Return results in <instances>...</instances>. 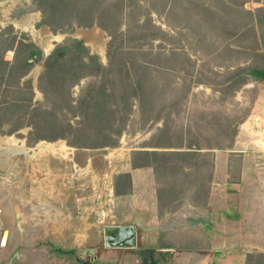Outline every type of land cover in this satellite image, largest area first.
<instances>
[{
    "label": "rangeland",
    "instance_id": "1",
    "mask_svg": "<svg viewBox=\"0 0 264 264\" xmlns=\"http://www.w3.org/2000/svg\"><path fill=\"white\" fill-rule=\"evenodd\" d=\"M36 2L0 0V137H14L27 152L0 154V201L9 196L13 208V217L0 208L3 228L13 232L7 246H0V264H63L59 249L81 257L85 251L104 248V228L119 223L120 205L113 200L130 187L120 176L128 170L132 153L172 150L153 147L156 144L180 146L182 151L228 150L251 114L258 91L256 85L240 89L242 72L219 74L210 59H202L213 50L212 43L201 40L200 23L192 22L201 15L202 0H58L52 3L55 13L48 21L69 33L51 32ZM62 3L69 7L61 8ZM24 17L34 33L15 25ZM92 17L117 37L110 40L95 25H75L87 24ZM92 33L103 39L102 57L85 43V36ZM48 36L55 38L49 52L41 42ZM75 42H82L86 51ZM36 49L43 57L25 67L29 63L25 59ZM55 49L53 63L49 57ZM30 68L26 80L23 73ZM141 75L142 80H136ZM33 81L34 99L24 111L25 103L20 108L12 102L14 86L22 83L26 88L19 94L24 101L30 99ZM263 107L264 102H258L252 114L263 116ZM116 131L118 139L113 138ZM61 137L82 139L88 148L71 147ZM107 137L117 140L116 147L97 148L109 141ZM40 143L42 151L36 149ZM59 144L67 150L54 156L49 146ZM201 162L197 169L184 163L175 174L167 167L159 189L186 200L197 187L205 195L211 184V158Z\"/></svg>",
    "mask_w": 264,
    "mask_h": 264
},
{
    "label": "crops",
    "instance_id": "2",
    "mask_svg": "<svg viewBox=\"0 0 264 264\" xmlns=\"http://www.w3.org/2000/svg\"><path fill=\"white\" fill-rule=\"evenodd\" d=\"M200 13L192 22L200 23L202 42L213 44L212 52H203L202 59H210L211 67L219 74L235 76L242 72V91L258 86L253 110L258 102H264V81L252 76L253 71L264 70V0H202ZM189 33L193 37V27H189ZM210 34L215 35V41L208 39ZM32 71L30 68L23 73L24 79ZM34 87L33 81L29 89L31 103ZM14 90L16 99L12 102L21 108L27 99L21 100L19 94L26 88L21 83ZM252 110L240 124L231 148L197 151L200 157L196 163L210 162L211 158V184L205 195L197 187L190 200L180 195L171 197V193L159 189L167 173L157 176L152 164L133 168L132 153L125 172L130 187L113 200L120 205L119 223L109 228L116 231L119 226L135 227L136 247L101 248L94 253L89 250L91 256L85 251L81 257L76 251L59 249L62 263L264 264V115L254 116ZM174 151L182 149L167 152ZM199 162L193 167L180 161L178 170L184 163L186 168L195 169Z\"/></svg>",
    "mask_w": 264,
    "mask_h": 264
},
{
    "label": "trees",
    "instance_id": "3",
    "mask_svg": "<svg viewBox=\"0 0 264 264\" xmlns=\"http://www.w3.org/2000/svg\"><path fill=\"white\" fill-rule=\"evenodd\" d=\"M36 1L39 2L38 3L39 4L38 5V8H39L38 11H40L41 15L45 18V19H43L44 23H45V25H47V27L50 29L51 32H53V33H58V32L59 33H69L68 29L63 31V29L61 30V29L53 28L50 25L49 21H48L49 17H51V13L52 14L55 13L54 12L55 7L54 8L52 7V3L53 4H58V0H35V2ZM60 1L61 0H59V2ZM41 5L46 6L45 7L46 9L42 8ZM60 7L61 8H68L69 6H68V4L62 3L60 5ZM88 11H89V9H88ZM77 12H79V9H77ZM154 13H156V11H154ZM75 25L77 27H83V28H88L91 25H95V26L99 27L101 30H103L107 34V36L110 37V40L115 39L117 37V35H118V33L111 31L109 29V27H107V25L99 22L98 21V17H96V18L92 17L90 19L89 23H87V24L80 23V21H79V22L75 23ZM75 43L83 51H86V48H85V46L83 45L82 42H75ZM56 52H57V50L55 49V51H53L52 55L49 57V58L53 57V59H54L53 63L56 62V60H57V58H54V55H55ZM41 57H43V52L40 49H36V50L32 51L25 60H26V62H27L28 59L31 60V61L32 60L33 61H39L41 59ZM107 58H108V68H109L112 65V55L107 56ZM47 61L48 60L46 59L45 63ZM24 63H25V61H24ZM29 66H31V63H28V64L26 63V67L28 68ZM99 66H100L99 67L100 69L106 70L105 69L106 67L104 68L101 64H99ZM252 76H254L255 79H257V80L264 81V70H255V71H253ZM139 79L142 80V75L139 76V77H136V80H139ZM243 82H245V80ZM136 85H140V82L137 81ZM27 86H28V84L26 85V87ZM29 89H30V87H29ZM38 90L43 95V97H45V99L48 101L47 92L39 84H38ZM123 92H124V93H122L123 99H125V100L128 99L129 95L126 94L125 90ZM115 97H116V95H115ZM141 98H143V97L141 96ZM30 100H31V96H30V99L27 98V101L23 102V103H25V108H26V110H24V111H28V105H30ZM139 100L141 101L140 98H139ZM114 101H116V99ZM26 103H27V105H26ZM141 106H143V103H141ZM115 121L117 122V125L119 127L121 125V123H122L121 116L118 115V118L115 119ZM119 133L120 132H117V137L113 136V138L118 139V137H119L118 134ZM61 138L65 139L66 142L71 147L88 148L86 143H83L85 141L82 140V139H77L75 141V140H70L67 137H61ZM107 138L108 139L110 138L109 141H104L102 144L98 145L97 148H102V147H113L114 148V147H116L117 140H112L111 137H107ZM27 139H28V137H27ZM162 145L163 144H156V146H153V147H156V148H167V149H182L180 146L176 147V146L171 145V144H164L163 146ZM89 146H91V145H89ZM187 149H191V148H187ZM209 149H211V148H209ZM212 149H214V148H212ZM220 149L221 148H219V150ZM199 150H201V148H195L194 150L182 151V152H177V151H174V152H146V151H140V152H136L135 154H133L132 166H133V168H138V167H141V166H145L146 164H152L153 169L155 171V174H157V176H159L158 175L159 173H160V175L165 174V170H167V167H168V172L169 173H174V172H178L179 171L178 170V166H177V163L179 162V160H181L182 162H185L186 164L193 165V167H194V165L196 164V160L198 159V157H200V154L197 152ZM162 160H166V163L165 162L161 163ZM158 170L159 171L163 170V171L159 172ZM120 178L121 179H126L127 182H128V186L130 185L129 175L123 174V175L120 176ZM115 192L118 193L116 189H115ZM70 253H73V252L70 251Z\"/></svg>",
    "mask_w": 264,
    "mask_h": 264
},
{
    "label": "bare ground",
    "instance_id": "4",
    "mask_svg": "<svg viewBox=\"0 0 264 264\" xmlns=\"http://www.w3.org/2000/svg\"><path fill=\"white\" fill-rule=\"evenodd\" d=\"M15 25L17 27L27 29L31 32H33V28L31 24L28 22V17H24L20 21H16ZM34 33V32H33ZM100 35V34H99ZM98 33H92L85 36V43L94 51L97 55L103 56L104 54V48L101 38L99 37ZM55 38H52L51 36L43 37L42 38V46L46 48L45 50L47 52L50 51V45L51 42H53ZM36 75V72L33 73V77ZM45 146V145H44ZM42 143H40L36 149L39 151H42ZM49 151L54 156H62V154L67 150V147L63 144H59L58 146H49ZM44 148V147H43ZM23 154L27 155L26 150H24V147H22V142L16 140L12 137H0V154L1 155H11V154ZM2 206V207H1ZM0 208L4 210V213L10 215L13 217V208H12V201L10 200L9 196H6L4 200L0 201ZM5 218L0 214V221ZM5 220V219H4ZM8 220V219H7ZM8 230V231H7ZM7 231V232H6ZM13 232L10 231L7 228H3V224L0 222V246L6 245L7 242L12 240Z\"/></svg>",
    "mask_w": 264,
    "mask_h": 264
},
{
    "label": "water",
    "instance_id": "5",
    "mask_svg": "<svg viewBox=\"0 0 264 264\" xmlns=\"http://www.w3.org/2000/svg\"><path fill=\"white\" fill-rule=\"evenodd\" d=\"M49 33L51 36H54L50 31ZM109 231V228H104V248L136 247L137 231L135 227L119 226L115 233L111 234Z\"/></svg>",
    "mask_w": 264,
    "mask_h": 264
}]
</instances>
